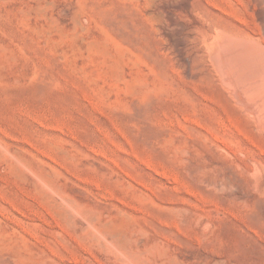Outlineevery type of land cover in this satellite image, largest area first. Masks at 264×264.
I'll use <instances>...</instances> for the list:
<instances>
[{"label":"rangeland","instance_id":"rangeland-1","mask_svg":"<svg viewBox=\"0 0 264 264\" xmlns=\"http://www.w3.org/2000/svg\"><path fill=\"white\" fill-rule=\"evenodd\" d=\"M186 30L182 0H0V264H264V128Z\"/></svg>","mask_w":264,"mask_h":264},{"label":"bare ground","instance_id":"bare-ground-1","mask_svg":"<svg viewBox=\"0 0 264 264\" xmlns=\"http://www.w3.org/2000/svg\"><path fill=\"white\" fill-rule=\"evenodd\" d=\"M182 6L187 29L182 59L190 79L211 92L225 89L233 106L264 128V0H182ZM206 60L214 73L202 67ZM199 66L211 74L205 82L198 80Z\"/></svg>","mask_w":264,"mask_h":264}]
</instances>
